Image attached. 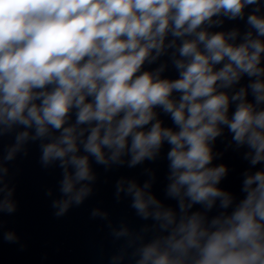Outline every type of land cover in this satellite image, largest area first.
<instances>
[{
	"label": "clouds",
	"instance_id": "1",
	"mask_svg": "<svg viewBox=\"0 0 264 264\" xmlns=\"http://www.w3.org/2000/svg\"><path fill=\"white\" fill-rule=\"evenodd\" d=\"M226 21L244 28L223 30ZM169 63L175 79L163 75ZM225 131L249 164L239 199L219 186L228 166L213 164ZM5 136L13 142L0 149V214L17 209L7 163L29 143L39 142L44 168L61 169L56 217L93 194V161L134 168L167 144L165 196L176 206L152 191V169L143 184L120 177L117 201L129 197L152 223L109 221L123 241L110 264H264V0H0ZM90 215L109 218L99 207Z\"/></svg>",
	"mask_w": 264,
	"mask_h": 264
}]
</instances>
